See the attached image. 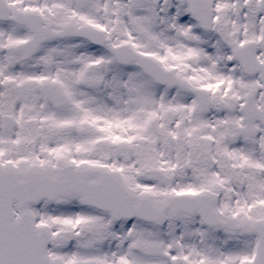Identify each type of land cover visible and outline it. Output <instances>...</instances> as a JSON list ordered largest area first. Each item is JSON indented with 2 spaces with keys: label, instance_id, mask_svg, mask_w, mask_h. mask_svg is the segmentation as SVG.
Returning a JSON list of instances; mask_svg holds the SVG:
<instances>
[{
  "label": "snow or ice",
  "instance_id": "snow-or-ice-1",
  "mask_svg": "<svg viewBox=\"0 0 264 264\" xmlns=\"http://www.w3.org/2000/svg\"><path fill=\"white\" fill-rule=\"evenodd\" d=\"M0 264H264V0H0Z\"/></svg>",
  "mask_w": 264,
  "mask_h": 264
}]
</instances>
